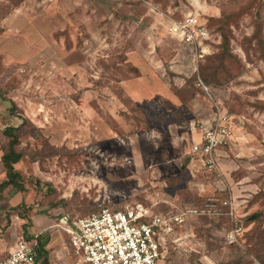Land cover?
Segmentation results:
<instances>
[{"label":"rangeland","instance_id":"rangeland-1","mask_svg":"<svg viewBox=\"0 0 264 264\" xmlns=\"http://www.w3.org/2000/svg\"><path fill=\"white\" fill-rule=\"evenodd\" d=\"M36 1L0 0V158L4 129L22 124L16 151L24 185L0 189V235H8L11 217L16 232L5 254L23 239V224L43 244L65 247L67 237L55 227L63 215L135 204L175 214L213 195L231 197L233 186L241 223L256 213L264 218V0H122L119 7L116 0H56L58 10L51 0ZM230 13L238 14L233 22ZM186 14L198 15L211 35L199 59L171 31L173 19ZM213 62L215 73L207 68ZM205 72L216 107L233 113L234 122L245 117L260 149L247 160L226 156L223 146L212 173L185 165L203 126L188 123L185 105L203 95L194 81ZM177 75L184 108L168 115L158 93ZM118 89L143 96L129 103ZM151 89L159 91L155 100L145 95ZM4 178L0 160V184ZM263 218L248 222L246 236L232 244L229 221L188 218L169 235V264H262L247 253V236L264 228ZM33 221L40 228L32 234ZM70 255L65 264H77Z\"/></svg>","mask_w":264,"mask_h":264},{"label":"built area","instance_id":"built-area-1","mask_svg":"<svg viewBox=\"0 0 264 264\" xmlns=\"http://www.w3.org/2000/svg\"><path fill=\"white\" fill-rule=\"evenodd\" d=\"M173 20L172 33H177L180 41L197 51L196 59L202 58L207 53L203 47L207 48L211 38L206 24L198 15L191 14ZM196 86L211 98L209 87L199 77ZM214 107L216 113L213 112L211 122L201 127V134L191 148L208 172L217 171L215 152L232 135L233 116ZM201 215L227 217L231 229L226 238L231 244L237 243L242 229L234 200L217 195L207 197L201 204L185 205L175 214H154L148 207L135 204L124 209L103 208L75 219L63 215L56 226L67 236L68 247L77 264H169L167 241L173 228L188 218ZM34 247V242L18 241L6 256H0V264H35Z\"/></svg>","mask_w":264,"mask_h":264},{"label":"crops","instance_id":"crops-1","mask_svg":"<svg viewBox=\"0 0 264 264\" xmlns=\"http://www.w3.org/2000/svg\"><path fill=\"white\" fill-rule=\"evenodd\" d=\"M125 1H127V0H125ZM39 2L37 0L35 2V5H37V4L39 5ZM121 2H122V0H116V1L113 2V4L115 6L119 7L121 5ZM49 5H50V7L56 8L58 10V1L56 2V0H51V4H49ZM25 7H27V6L25 5ZM173 40H175V39H173ZM183 45H185V44H183ZM186 47L189 48L188 46H186ZM189 49L192 51L191 48H189ZM196 64L194 65V63H193V65H192V67H194V70H193L194 72L196 71L195 69H197V65ZM161 66H163V65H161ZM193 71H192V76H194ZM195 77L197 78L199 76L196 75ZM196 78H195V81H194L195 88L198 91H200V93H202L203 95L196 94L193 99H191L189 102L186 103L185 107H186V109L188 111V114L190 115L189 116L190 120L188 121V123L190 121L192 122L193 119H196L197 122H199L201 125L203 124V126H204V125L209 124L211 122L212 118H213V114L214 113L212 111L213 107H211V105L214 103V106H215V99L212 98V95H211V98L209 99L207 97V95L201 89H199V87L196 86ZM181 79H182L181 76L177 75L174 78V83L171 84L170 81H168V84H167L168 88H167V86H165L167 88V90L164 87L162 89L164 93L156 91L154 89L153 90L151 89L150 90L151 92L148 91V92H146L145 95H150V98H152L151 100H155V98L157 97V93L159 92L158 94L161 95V97H163L164 101L169 104V107L165 110L167 114L169 112L173 111V110H177V109H180V108L183 109L184 106L182 105V102L180 100H178V97H177V94H176L178 92V90L182 87V84L179 83V81ZM118 90H120L122 93H124V92L126 93L127 92L126 94L128 95V97L127 96L126 97L133 104H138L137 100H135L134 98L135 97L138 98L139 95H142V93H139V92H138V94L137 93L132 94V93H130V92L126 91V90H123V89H118ZM140 90L142 91V89H140ZM209 91H210V89H209ZM132 95H133L134 98L132 97ZM209 102H211L212 104H210ZM201 103L204 104V108H202V109H200ZM192 115H195V116H192ZM232 116H233V119L231 121L232 135L229 138H227L218 147L219 149L217 148V150L215 152V155H214L215 160H216L217 170H218V157H217L218 155L217 154H218L220 148L223 147V146H225L224 154L226 156L235 155V156H238L239 158H246L247 160H250V158H252L254 156H258V154H255V153H256V151L257 152L260 151V149L257 148V145H258L257 142L253 141V135L250 134L248 128L245 127L244 121H246L247 119L245 117H241V118L239 117L238 121L234 122V115H232ZM249 120L251 122H248V124L254 125V123H253L254 121H252L251 118H249ZM193 130L195 132L196 129L193 128ZM198 138H199V136L197 137V139ZM185 154H186V152H185ZM199 160L200 159L196 155H194L191 151H189L188 156L186 155V157H185V165H186L187 168H189V169L192 168V170H193L194 166H196V163H197L199 165L200 169H205ZM222 168H224L226 171L228 170L229 173L232 172L231 171L232 167H224L222 165ZM228 168H230V169H228ZM205 171H207V170L205 169ZM210 173H212V172H210ZM232 184H234L233 181H232ZM233 187H230L229 190L232 192V195H233V196H231V198L234 200V206H235L236 209H238V203L235 200L236 192H235V188H233ZM235 213H236V211H235ZM20 219L21 218L18 216V220H20ZM10 220H11L10 226L8 227V229H6V232L8 233V235L0 236V256H6L7 255L8 252L6 254L4 253V248L6 247V243L9 241L11 243L10 244V247H11V245L14 242V238H16V232L13 231V229H12V227L15 224V221L13 220L12 217L10 218ZM57 223L55 224V227H57L56 226ZM184 224H182V225H180L178 227H182ZM36 225H37V223H35V221H33L32 222V226L30 227V231L32 232V234L35 233L40 228V226L38 227ZM57 228L63 234H65L62 231L61 228H59V227H57ZM172 233H171V235H172ZM22 237H24L23 233H22ZM35 239H36V237H35ZM169 240H170V238H169ZM53 241L57 245L58 242L52 237V242ZM170 242L174 243L175 241H170ZM39 246L43 250H45L47 252V260H48L49 264H62V263L65 264L68 260H71L70 249H68L69 248L68 247V241H67V244L65 245V247H62L61 244H58L55 248H53L54 246H53V244H51V242L50 243L48 242L45 245L41 241H39ZM35 264H41V262L37 261Z\"/></svg>","mask_w":264,"mask_h":264},{"label":"trees","instance_id":"trees-1","mask_svg":"<svg viewBox=\"0 0 264 264\" xmlns=\"http://www.w3.org/2000/svg\"><path fill=\"white\" fill-rule=\"evenodd\" d=\"M221 15H220V17H221ZM226 16L229 20H231L233 22L238 17V14L230 13ZM225 43H226V41L224 40V44ZM216 65H217V63L213 62L211 64V66L209 65L207 68H210V70H212L213 73H215L216 70L214 67ZM213 68H214V70H213ZM208 74L209 73L203 74V76H201L203 79L199 77L202 80V82L207 86H208V84L206 83L207 82L206 77L210 78V76H211L210 74L209 75ZM118 91H120V90H118ZM125 100L129 101V103H130V100L127 97L125 98ZM227 112L231 113L230 111H227ZM21 126H22V124L20 126H17V127H11L10 126V127H7L6 129H4V131H3L4 136L8 138V145H7V149L5 151H3L1 158H0L1 163H2V167L4 169V173H5V178L0 184V189H5L8 187H11L12 189H14L16 191H23L24 190V185H23V180H22L23 177H22L21 173L17 170V165L20 163L22 156L19 152L16 151V145L18 142L17 132L20 130ZM220 198H222V197H220ZM203 201H204V199H202L198 204H201ZM19 217L21 219H23V215H20ZM262 218H263V215L261 213H256L253 218H251L250 216L246 217V220L244 223H241V220H240L241 218H239V225L241 226L242 232L240 235H238V238L239 237L244 238V236H246V233H247L246 229L248 227V222L249 223L255 222L257 220H259L261 222ZM215 219H220L222 221H228L227 217H225V216H215ZM6 220H7L6 226H8V222H9L8 216H7ZM27 224L22 225L23 235H24L22 240L35 243V247H34L36 250L35 263L37 261H40L41 264H49V262L47 260V252L39 246L40 238L37 237L35 239L29 235V233L27 232V227H28ZM169 244H170V240L168 239V241H167L168 253L170 250ZM247 244L249 246L247 253H252L256 257V259H260L262 264H264V228H258L256 230L254 236H247ZM168 253H167V256H168ZM167 260H168V257H167ZM168 263H169V260H168Z\"/></svg>","mask_w":264,"mask_h":264}]
</instances>
